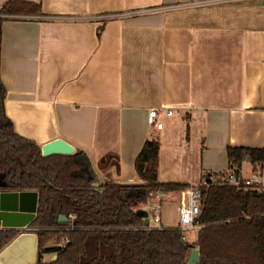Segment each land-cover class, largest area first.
I'll return each instance as SVG.
<instances>
[{"label":"crops","instance_id":"obj_1","mask_svg":"<svg viewBox=\"0 0 264 264\" xmlns=\"http://www.w3.org/2000/svg\"><path fill=\"white\" fill-rule=\"evenodd\" d=\"M27 1L42 15L6 20L2 40L5 112L20 135L67 139L106 182L141 181L135 160L151 137L165 183L223 170L231 146L264 147V0L159 11L143 10L198 0ZM152 108L174 113L157 128Z\"/></svg>","mask_w":264,"mask_h":264},{"label":"trees","instance_id":"obj_2","mask_svg":"<svg viewBox=\"0 0 264 264\" xmlns=\"http://www.w3.org/2000/svg\"><path fill=\"white\" fill-rule=\"evenodd\" d=\"M42 6L8 0L0 8V192L37 190L39 207L29 228L39 234L38 264H188L191 246L178 227L145 223L150 193H180L189 184L159 181L161 143L148 138L135 160L138 182L98 180L91 157L44 156L41 145L15 130L6 115L7 88L1 76L3 24L17 17H40ZM230 163L264 156V147H229ZM99 183V185H96ZM74 215V219L69 217ZM67 216L68 221H61ZM201 225L195 245L199 264H264V194L233 186L202 189ZM19 229L0 230V251ZM69 238L58 249L55 239ZM58 254L50 261L46 254Z\"/></svg>","mask_w":264,"mask_h":264},{"label":"built area","instance_id":"obj_3","mask_svg":"<svg viewBox=\"0 0 264 264\" xmlns=\"http://www.w3.org/2000/svg\"><path fill=\"white\" fill-rule=\"evenodd\" d=\"M241 0H198L191 2H180L169 4L164 7H157L153 9H146L143 11L150 10H173V9H185L189 7H197L201 5L207 4H215V3H227ZM136 14L142 13V11L134 12ZM128 14V13H125ZM115 15H102L101 19L112 18ZM58 19V17H57ZM59 19H63V17H59ZM68 19V18H66ZM162 113L173 114V109H158L152 108L150 109L147 117V121L149 125L162 128L163 122L160 121V115ZM217 185H227L233 186L238 189L243 190H252L257 193L264 194V156L262 158H254L252 155H246L239 163H230L223 170H213V169H205L202 172V177L197 184L190 185L189 187L183 189L181 194V202L178 207L179 210V223L178 228L183 232V240L188 241V232L191 230L199 231L201 225L196 223V220L199 218L201 212V200H202V189L208 186H217ZM170 192H166L163 190H157L150 193V199L147 204H144V209L147 213L151 212L153 215V220L156 223L161 224L162 216L165 210V202L168 198ZM69 217L74 219V215L70 214ZM150 224L148 225V227ZM160 225L159 227H162ZM69 242L68 237H64L62 239H55L53 241V246L58 249L64 248ZM197 247L194 244L191 246ZM57 254V253H55Z\"/></svg>","mask_w":264,"mask_h":264},{"label":"water","instance_id":"obj_4","mask_svg":"<svg viewBox=\"0 0 264 264\" xmlns=\"http://www.w3.org/2000/svg\"><path fill=\"white\" fill-rule=\"evenodd\" d=\"M42 154H73L77 147L63 137L55 138L41 146ZM99 185V183H96ZM39 207L37 190L2 191L0 192V225L1 229H19L18 234L0 251V264H38L39 263V234L29 228L36 219ZM61 221H68L62 216ZM146 225L150 224L148 213ZM58 258V254L50 260ZM200 250L193 247L190 250L188 264H199Z\"/></svg>","mask_w":264,"mask_h":264},{"label":"rangeland","instance_id":"obj_5","mask_svg":"<svg viewBox=\"0 0 264 264\" xmlns=\"http://www.w3.org/2000/svg\"><path fill=\"white\" fill-rule=\"evenodd\" d=\"M166 211H164L163 214V220H164V224H166L167 227H177L178 223H179V210H178V206H179V202L178 199H176L175 201L173 199L167 198L166 199ZM153 214L151 212L148 213V218L150 221V226L151 227H159L161 224L156 223L153 220ZM188 242L190 244V246H192L194 244V242L197 241V236H198V231L197 230H191L188 232Z\"/></svg>","mask_w":264,"mask_h":264}]
</instances>
